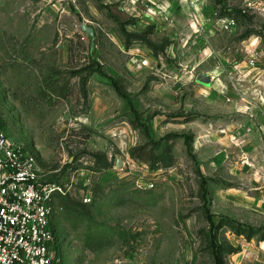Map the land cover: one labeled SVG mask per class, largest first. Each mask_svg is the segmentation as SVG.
<instances>
[{
  "label": "rangeland",
  "instance_id": "obj_1",
  "mask_svg": "<svg viewBox=\"0 0 264 264\" xmlns=\"http://www.w3.org/2000/svg\"><path fill=\"white\" fill-rule=\"evenodd\" d=\"M208 2L0 0V117L64 189V264H264V0Z\"/></svg>",
  "mask_w": 264,
  "mask_h": 264
},
{
  "label": "built area",
  "instance_id": "obj_2",
  "mask_svg": "<svg viewBox=\"0 0 264 264\" xmlns=\"http://www.w3.org/2000/svg\"><path fill=\"white\" fill-rule=\"evenodd\" d=\"M241 6L246 12L255 2L243 0ZM221 21L228 31L237 26L235 18ZM58 192L63 187L41 179L37 154L10 136L0 117V264H64L53 224Z\"/></svg>",
  "mask_w": 264,
  "mask_h": 264
},
{
  "label": "crops",
  "instance_id": "obj_3",
  "mask_svg": "<svg viewBox=\"0 0 264 264\" xmlns=\"http://www.w3.org/2000/svg\"><path fill=\"white\" fill-rule=\"evenodd\" d=\"M163 9H169L177 0H156ZM182 2H187L188 5L193 6L194 12L198 14H203L208 12V6L210 5L208 0H181ZM174 8V7H173Z\"/></svg>",
  "mask_w": 264,
  "mask_h": 264
},
{
  "label": "trees",
  "instance_id": "obj_4",
  "mask_svg": "<svg viewBox=\"0 0 264 264\" xmlns=\"http://www.w3.org/2000/svg\"><path fill=\"white\" fill-rule=\"evenodd\" d=\"M112 81H113V84L115 85L117 91L119 93H121L122 95L127 96V94L123 90L122 86L117 82V80L116 79H112ZM183 135H185V134H183Z\"/></svg>",
  "mask_w": 264,
  "mask_h": 264
},
{
  "label": "water",
  "instance_id": "obj_5",
  "mask_svg": "<svg viewBox=\"0 0 264 264\" xmlns=\"http://www.w3.org/2000/svg\"><path fill=\"white\" fill-rule=\"evenodd\" d=\"M115 165L118 168H124V165H125L124 158L121 156L117 157Z\"/></svg>",
  "mask_w": 264,
  "mask_h": 264
}]
</instances>
